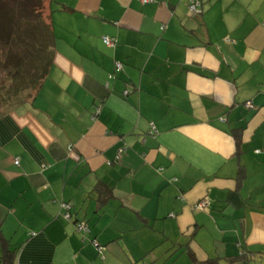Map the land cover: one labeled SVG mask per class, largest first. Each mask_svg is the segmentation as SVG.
Returning a JSON list of instances; mask_svg holds the SVG:
<instances>
[{
  "label": "crops",
  "instance_id": "1",
  "mask_svg": "<svg viewBox=\"0 0 264 264\" xmlns=\"http://www.w3.org/2000/svg\"><path fill=\"white\" fill-rule=\"evenodd\" d=\"M188 1H47V76L0 107V264H264V0Z\"/></svg>",
  "mask_w": 264,
  "mask_h": 264
},
{
  "label": "rangeland",
  "instance_id": "2",
  "mask_svg": "<svg viewBox=\"0 0 264 264\" xmlns=\"http://www.w3.org/2000/svg\"><path fill=\"white\" fill-rule=\"evenodd\" d=\"M1 1L6 5V9L10 10L7 18L11 17L6 21L2 16L4 12L1 11V26L4 24L7 27L9 36L0 37V96H8L5 89L12 85L13 74L24 77L34 74L32 53H35L38 44L41 45L45 41L42 33L46 31L44 26L48 22V0H30V4H26L24 0ZM40 52L45 53V50ZM17 67L20 71L16 70ZM21 92L26 94L28 91Z\"/></svg>",
  "mask_w": 264,
  "mask_h": 264
},
{
  "label": "trees",
  "instance_id": "3",
  "mask_svg": "<svg viewBox=\"0 0 264 264\" xmlns=\"http://www.w3.org/2000/svg\"><path fill=\"white\" fill-rule=\"evenodd\" d=\"M29 1L30 0H28V1L24 0V2H26V4L27 3L30 4ZM198 1H199V5L197 7V11H192L190 9V7H189L190 1H188V8L192 12L200 11V7L202 6V2L200 0H198ZM62 8L70 10V8L65 6V5H63ZM1 11L4 12L3 15L1 14ZM8 11H10V10H8V8L6 9V5L2 4V1L0 0V16L2 15L3 18L5 17L4 19L6 21L11 18V17L7 18ZM47 19H48V16H47ZM4 26H5L4 24H3V26H1V22H0V37H2V38H3V36H5V37L9 36L8 31L6 29L7 27L6 26L4 27ZM44 27H45L46 31H43L42 34L45 36V41L41 45L38 44L36 52L32 53V56H33L32 61L34 62V66H35L34 74H31V76H28V77L19 76V74H17V73L13 74L12 85L9 88L5 89L7 94H9V95L8 96H5V95L0 96V107L1 108L11 109V108H14L15 106H18V105H21V104L28 102L35 95V93L38 91V89L40 88V86L43 83V80L47 76L49 64L51 62V57H50V52H49V48L51 47L49 22H47ZM39 47H43V49L42 48L40 49ZM42 50H45V53H41L40 51H42ZM18 62H19V64H21L20 61H18ZM113 68H114V71H118L115 69V65ZM16 70L20 71V68L17 67ZM108 76L112 77L113 73H110ZM23 90H27L28 92L26 94H21L22 93L21 91H23ZM247 101H249V100H247ZM114 161H117V158L114 159L113 161H109V162L111 164ZM96 189L100 190L99 192L102 194L101 197L104 196V198L109 196L111 193L110 188H107L106 186H103L101 184H98L96 186ZM63 203H66V202H63ZM62 210L65 211L63 208H62ZM68 211H69V209H68ZM0 241L4 247L5 253L9 252L6 249V246L8 243H7L6 239L4 238V236L2 235L1 231H0ZM28 242H25L21 245L20 258L22 256H24V258H25V256H29V255H30L29 257L34 258L36 250L37 251L39 250L38 248L33 249L32 248L33 245H32V247L31 246L28 247L29 251H27ZM43 249L46 251V246ZM40 254L44 255L43 252H40ZM35 260H37V259L35 258ZM25 261L26 260L24 259V262ZM37 262L38 261H36V263ZM200 264H218V260H217V258H208L207 260L200 262Z\"/></svg>",
  "mask_w": 264,
  "mask_h": 264
},
{
  "label": "built area",
  "instance_id": "4",
  "mask_svg": "<svg viewBox=\"0 0 264 264\" xmlns=\"http://www.w3.org/2000/svg\"><path fill=\"white\" fill-rule=\"evenodd\" d=\"M198 5H199V1L198 0H190L189 7H190V9L192 11H197ZM103 42L106 45H108V46H112L115 43V39L111 38V37H108V36H104L103 37ZM114 65H115V69L116 70H120L122 68V64L120 62H115ZM245 106L248 107V108H251L252 107L251 101H246L245 102ZM153 127L154 126L151 125V129L152 130H153ZM18 162H19V159L16 157L14 159V164H18ZM107 163L110 164L109 161ZM205 206H206V200L205 199H202V200L198 201V203L196 204V207L198 209H203ZM61 207L65 210V211H63V214H62L63 217L68 219L70 217V213L68 211L69 204L68 203H61ZM77 229H78V231H86L87 230L86 224L83 221L77 223ZM91 242H92V244L94 246H96V247H98L100 249L102 248V246L98 243V241L95 238H92Z\"/></svg>",
  "mask_w": 264,
  "mask_h": 264
}]
</instances>
